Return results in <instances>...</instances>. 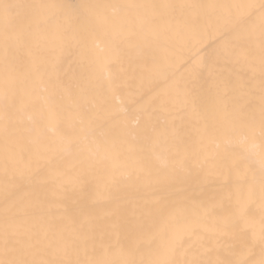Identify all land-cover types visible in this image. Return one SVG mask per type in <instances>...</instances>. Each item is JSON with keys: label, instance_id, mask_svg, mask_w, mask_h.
I'll use <instances>...</instances> for the list:
<instances>
[{"label": "snow or ice", "instance_id": "6c2138e0", "mask_svg": "<svg viewBox=\"0 0 264 264\" xmlns=\"http://www.w3.org/2000/svg\"><path fill=\"white\" fill-rule=\"evenodd\" d=\"M218 25L227 42L192 65L174 94L159 95L155 109L113 110L49 72L54 52L69 43L86 52L102 39L117 62L119 53L137 51L131 63L142 80L162 52L174 53V40H195ZM58 93L69 101L67 127L49 128L43 105L55 106ZM177 100L200 140L194 154L179 134L169 146L175 124H160L163 113L174 120ZM26 112L35 114L27 122ZM100 165L110 202L104 215L86 205L90 184L100 188ZM0 170V264H264V216L257 234L241 210L254 198L264 206V0H0ZM192 179L219 187L197 226L182 230ZM124 180L145 192L134 206L121 196ZM129 211L174 227L124 229Z\"/></svg>", "mask_w": 264, "mask_h": 264}, {"label": "bare ground", "instance_id": "6f19581e", "mask_svg": "<svg viewBox=\"0 0 264 264\" xmlns=\"http://www.w3.org/2000/svg\"><path fill=\"white\" fill-rule=\"evenodd\" d=\"M30 2L74 5L84 2V0H30ZM91 2L143 3L159 2V0H91ZM218 2H228V0H218ZM250 2H258V0H250ZM228 39L225 29L218 25L209 31H205L195 40H174L172 42L175 45L174 53L165 54L162 52L160 65L150 76L142 80L135 78L134 69L136 66L131 63V61L135 60L137 51L130 49L119 53V62H117V54L108 51L102 39L91 42L89 50L86 52H82L75 43H69L62 52L53 53L54 62L48 67L53 77H59L69 84L80 83L86 87L89 99L92 97H96L98 100L107 99L113 110L127 111L131 114L141 107H152L155 109L154 101L159 95L174 94V85L181 78L187 76L190 67L219 49ZM102 49L104 50L102 51ZM223 71L227 76L231 74L233 69L225 67ZM117 74L123 76V80L120 81L119 85L112 84L110 81V77ZM68 103V99L58 93L55 106L49 108L48 105H43V112L49 128H56L62 125L67 127V122L63 117V109ZM29 115L35 114L26 112L23 116L25 122H27ZM165 119H168L170 124H175V128L168 131V145L171 146V136L179 134L183 140V147L186 152L189 154L196 153L200 147V140L192 128L191 115H185L179 111V100H177L174 120L168 117L167 113H163L160 117L161 126L164 125ZM160 150L165 151L166 149L161 145ZM104 168L105 165H100L98 168V176L101 181L99 190L95 182L91 183L87 191L88 199L86 201V205L93 208L100 215L107 213L110 208V202L103 194V182L107 179L104 174ZM20 182L26 183V181ZM218 187L219 184L216 181L208 183H201L196 179L189 181L186 200L182 206V214L188 218V222L180 226L182 230H190L197 226V220L204 211L202 204L213 198ZM120 193L126 201H131L133 206L145 195L144 191L127 180L121 183ZM3 201L2 170H0V206H2ZM241 210L251 213L250 219L255 224L258 234L260 220L264 216V206H262L259 198L243 201ZM129 226H139L145 231L154 228L161 231H171L174 227L171 223L158 217L140 218L134 216L131 211L125 215L121 224L124 229ZM258 251L259 249L257 248Z\"/></svg>", "mask_w": 264, "mask_h": 264}]
</instances>
